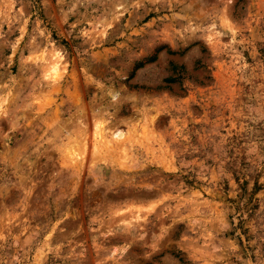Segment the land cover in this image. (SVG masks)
<instances>
[{"label":"rangeland","instance_id":"1","mask_svg":"<svg viewBox=\"0 0 264 264\" xmlns=\"http://www.w3.org/2000/svg\"><path fill=\"white\" fill-rule=\"evenodd\" d=\"M0 264H264V0H0Z\"/></svg>","mask_w":264,"mask_h":264}]
</instances>
